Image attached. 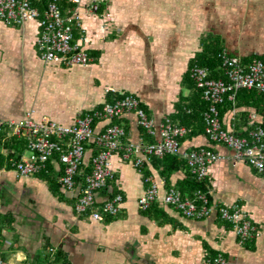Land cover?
<instances>
[{"label": "crops", "instance_id": "obj_1", "mask_svg": "<svg viewBox=\"0 0 264 264\" xmlns=\"http://www.w3.org/2000/svg\"><path fill=\"white\" fill-rule=\"evenodd\" d=\"M101 7L112 16L107 31L101 17L83 18L84 47L95 54L88 67L79 68L88 74L86 81L65 78L75 66L42 61L36 21L18 26L0 21V118L21 121L33 111L35 120L47 117L70 125L79 114L102 106L112 91L137 97L146 113L161 121L175 113L181 96L189 95L182 78L204 37H219L225 50L241 58L264 56V0H101ZM79 36L76 31L75 38ZM56 74L64 78L53 79ZM53 88L71 107L62 108L60 100L50 99ZM244 113L248 125L251 118H260L256 109L239 107L224 118L225 129L240 136L247 129ZM120 119L129 141L144 137L133 114ZM10 139L7 132L0 134V214L13 220L3 229L0 260L5 264H41L49 250H61L70 264H204L210 249L225 256L228 264H264V176L245 162H235L232 150L211 144L204 134L183 140L181 147H211L226 157L209 167L210 194L217 204H242L261 230L251 244L241 245L215 213L194 220L163 204L162 215L139 210L138 199L151 183L147 178L161 193L180 189L187 176L184 168L170 174L166 184L162 169L151 161L139 173L131 159L117 152L112 159L114 178L97 199L102 202L116 192L124 202L117 216L95 221L75 211V194L60 186L53 192L49 181L39 176L19 178L11 160L32 154L28 149L14 153ZM93 149L88 148V159ZM60 170L57 161L51 162L49 176L57 183Z\"/></svg>", "mask_w": 264, "mask_h": 264}, {"label": "built area", "instance_id": "obj_2", "mask_svg": "<svg viewBox=\"0 0 264 264\" xmlns=\"http://www.w3.org/2000/svg\"><path fill=\"white\" fill-rule=\"evenodd\" d=\"M86 16L101 17L105 31L112 23L110 12L101 11V0H50L42 12L30 0H0V21L5 25L18 26L31 21L38 23L37 50L47 64L64 67L90 65L92 59L84 47L86 29L83 18ZM76 31L80 32L78 39L75 38ZM220 58L225 79H210L208 70L197 65L190 70L202 98L209 103L204 113L205 135L210 142L232 150L235 162H245L264 176V129L260 125H253L256 122L253 117V126L248 135L238 136L223 128L218 111V106L226 97L235 102L239 90L253 89L264 93V63L257 58L245 62L225 49L220 53ZM127 114L135 116L137 126L153 138L152 142L144 137L135 142L129 141L123 125L111 124L113 119ZM101 123L103 127H99ZM2 132H7L10 138L24 140L31 151L30 158L11 160L10 165L19 178L47 172L49 163L57 161L61 165L58 183L65 192L75 194V211L88 214L95 221L117 216L124 202L121 194L109 196L102 202L97 199V194L114 178L112 159L117 152L125 159H131L139 173H143L146 163L153 157L178 156L185 161L193 178L200 182L207 180L211 165L226 159L217 151L204 147L183 150L181 140L189 132L188 129L168 117L156 121L133 95L81 113L70 125L47 117L35 120L33 111L27 112L21 121L0 118V134ZM91 146L94 147L93 153L86 162L87 150ZM83 166L89 170L79 184L77 177ZM147 181L151 183L137 202L140 211H147L152 204L158 203L171 206L188 219L202 220L215 213L233 227L241 245L261 235V230L239 203L211 202L210 191L201 189L185 195L176 188L161 193L156 182L151 181L150 177ZM214 263L228 264L220 255L214 259ZM204 264H211V261L207 260Z\"/></svg>", "mask_w": 264, "mask_h": 264}, {"label": "trees", "instance_id": "obj_3", "mask_svg": "<svg viewBox=\"0 0 264 264\" xmlns=\"http://www.w3.org/2000/svg\"><path fill=\"white\" fill-rule=\"evenodd\" d=\"M49 1L50 0H30L31 4L37 9H39L41 12L45 9ZM101 11H103L102 7H101ZM224 49L225 48L219 37L212 36V35H208L204 37L202 39L201 51L197 52L194 58L190 61L189 70L184 74L182 78L183 83L186 85L187 89L189 90V95L186 97L185 96L180 97L179 101L175 105V113L169 117L173 122L178 123L180 126L186 127L189 131L187 135L181 140V142L185 139H192L202 134L205 135L204 113L208 110V107H209V103L202 98L201 90H199L196 87L194 80L191 78L190 70L193 66L197 65L199 67L206 68L208 70L209 72L208 75L210 79H215V80L225 79L224 72L221 68V58H220V53ZM93 54L94 53L92 54L90 53L89 56L91 57L93 56ZM254 58L260 59L264 63V56H253L250 58H243V60L247 62ZM126 95H129V94L108 91L106 95L105 103L114 102L115 100L121 99ZM100 107L102 106H99L97 108H100ZM239 107H251V108L256 109V114H258L260 118L258 121L254 122L253 125H260L264 129V108H262L264 107V93H259L253 89L252 90L242 89L237 92L235 96V102L229 101L228 98L226 97L224 101L218 106L219 118H220L221 124L224 129L225 127L223 125V120L226 117V115L228 113H232ZM247 116L248 115L244 113V118H245L244 125L247 127V129L243 131V133H240V136H247L249 130L253 126V125H250L251 123L249 124L250 126L248 125L249 118ZM119 120L121 119H113L111 124L121 125V122ZM142 133H143L142 135L144 136V139L150 140V142L153 141V138H150L149 136H147L143 129H142ZM10 141H11L10 147H12L15 150L14 153L22 152L23 150L27 149L26 142L24 140L11 138ZM210 143L215 145L212 142ZM204 148H207L209 150H214L211 147H204ZM20 156H18L17 158H13V159H15L16 161L21 160ZM87 161H88V158L86 154V162ZM151 163L155 165L156 167L162 169L161 174L166 184L168 183L170 174H172L174 171H177L181 168L186 169L187 171L186 179L181 185V188L178 189L183 195L191 194L193 191L199 190V189L204 190L206 192L210 191L207 180L204 182H200L196 180L195 178H193V176L189 172V169L185 161L181 160L178 156L166 155L163 158L153 157L151 158ZM50 170H51V163H49L48 165L47 172H42L38 174L37 176L48 180L52 191L57 192L60 185L59 183L56 182V180H53L52 178H50L51 177L49 176ZM88 170H89L88 167L83 166L80 170L81 174L79 177H77V180L82 181L84 174ZM78 183L80 184V182ZM114 194H116V192L112 193V195ZM209 199L211 202H213L211 194H209ZM141 212H143L144 214L150 215V216L152 215L158 216V215H162L163 213L162 210L159 208L158 203L152 204V206L147 211H141ZM11 217L12 215H9V214L7 215L0 214V248L4 241V234H3L4 226L11 225L13 223V220ZM106 218H113V217L108 216ZM224 223L227 224L229 228L233 230V227L230 224L226 222ZM254 240L255 239H250L244 242V244L242 245L251 244L254 242ZM44 248L48 249L49 245L46 244ZM208 252L209 253L206 256L204 262L209 260L211 261V264H215L214 259L217 258L219 255L225 258V256H223L222 254L216 251H213L211 249L208 250ZM38 258L40 259V257ZM43 259L44 261H47L46 264H70V262L67 259V256L61 250H57L54 253L53 261H51L50 253L45 254V258ZM44 261L41 264H44ZM2 262H4V260H2Z\"/></svg>", "mask_w": 264, "mask_h": 264}, {"label": "rangeland", "instance_id": "obj_4", "mask_svg": "<svg viewBox=\"0 0 264 264\" xmlns=\"http://www.w3.org/2000/svg\"><path fill=\"white\" fill-rule=\"evenodd\" d=\"M108 60H109V58H108ZM79 68L82 69L84 67L83 66H81V67L80 66H75L73 69L70 70L71 71V74L70 75H67L65 78L68 79V80H71V78H73L72 79L73 81H78V80L79 81H82V80H85L88 77V74H86L85 71L80 70ZM51 72H53V71H51ZM88 73H90V70L88 71ZM93 73H95V75L98 74V76H96V77L100 78L102 81H105L106 80V78L104 76H102L100 73H98L97 71H93ZM60 78H64V77H62L60 74H56V75L53 76V79H57L58 80ZM82 90H83V93L85 95H87L89 93V90L87 89V87L85 85H83ZM50 99L52 101L60 100V102L58 104L61 105L60 107H62V108H69V107H71V105L67 102L66 99L62 100V97L59 95V92L57 90H55L54 88L51 91ZM49 253L51 254V261H53V255H54L55 251L54 250H51V251L49 250ZM43 261H44V259L42 260V262ZM5 263H6L5 261L2 262L0 260V264H5ZM24 263L27 264V262H24ZM46 263H47V261H44V264H46Z\"/></svg>", "mask_w": 264, "mask_h": 264}]
</instances>
